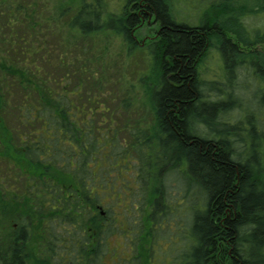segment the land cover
Masks as SVG:
<instances>
[{"label":"trees","instance_id":"1","mask_svg":"<svg viewBox=\"0 0 264 264\" xmlns=\"http://www.w3.org/2000/svg\"><path fill=\"white\" fill-rule=\"evenodd\" d=\"M172 1L123 0L115 12L108 0H0V264H109V238L129 210L115 219L109 153L127 164L131 187L114 175L113 185L143 206L149 247L137 251L131 229L121 231L131 238L130 264H143V255L145 264L157 262L154 225L175 207L174 175L189 212V241L172 264H264V117L247 128L226 118L246 103L235 90L241 67L261 82L264 108V26L246 22L264 16V0H210L198 24L176 21ZM155 22L138 72L151 120L118 123L114 113L123 110L110 107L108 47L98 50L85 38L113 32L131 56L143 43L138 29ZM66 26L72 35L64 39ZM212 48L223 80L200 74ZM90 67H101L98 78ZM207 87L217 99L206 98ZM241 129L247 133L237 139ZM139 178L144 205L131 197ZM90 227L95 245L89 232L81 234Z\"/></svg>","mask_w":264,"mask_h":264},{"label":"rangeland","instance_id":"2","mask_svg":"<svg viewBox=\"0 0 264 264\" xmlns=\"http://www.w3.org/2000/svg\"><path fill=\"white\" fill-rule=\"evenodd\" d=\"M208 1L210 0H173V13L176 21L189 24H198L199 22H202V20L205 19L210 11L209 6H205ZM108 3L110 11L118 12L122 7L123 0H108ZM246 22L252 28H263L264 16L251 15L246 18ZM157 26L158 24L156 22L155 24L144 23L138 29L136 36L140 40H142L143 43L140 48L136 49L131 56H129L128 49L123 43L121 36L113 32H109V34L107 35L94 34V37L92 38L91 36H87L86 38L78 37L79 42L82 41L83 38H85L88 43L95 44V46H97L95 48L98 50H103L104 47H108L106 57L104 56L103 59L106 58L109 61V102L110 100H112V104L110 105V107L123 110V112L118 110L119 113H114V116L117 117L118 123H120L121 118H127L128 120L129 116L131 117L132 121H122L126 125H131L139 119H141L140 121H142V123L144 124L150 122L151 120L150 108L146 103V98L143 97L145 90L139 83L138 72H140V70H142L146 64L145 59L147 51L145 50V47L148 41L154 39V31ZM63 32V34L66 35L65 37H63L64 39L68 37V35H72L70 28H68L67 26L64 28ZM68 48L69 49L66 48L67 52H69L70 50V47ZM100 54H103V52L99 53V55ZM222 65L223 61L220 57L219 52L216 50V48H212L211 50H209L203 63L201 64L200 74L204 79L207 80H223L224 70ZM91 71L93 78H98L101 72V67H98V69L92 67ZM96 72H98L99 74ZM238 76H240V78H238L239 83H236L235 90L236 92L238 89L243 90L242 93L246 96L243 102L246 103L245 106L240 107V109L237 108V110L228 113V116H226V118L232 123H239L240 126L242 125L243 127L247 128V121H249L250 119H253L254 121L252 120V122L256 123L258 119L256 115L259 114L261 117H264V108H262L259 104L261 98L260 92L262 89L260 87L262 85L261 82L258 81L259 79L255 75H253L252 71L248 69L247 66L239 68ZM226 86H228V83L226 84ZM216 93V91L207 87L205 96L206 98L217 99L219 95H217ZM124 97L132 98L130 99L132 105H121L120 100ZM137 117L138 119H136ZM216 128L217 130L223 131L226 126L217 125ZM128 133H130V131L127 128L125 130H120L119 135L127 136ZM239 133L241 135H237V139L245 136L247 132L246 130L241 129L239 130ZM120 138L121 137L117 138L119 142L121 140ZM238 142L241 141L239 140ZM121 146L115 149L117 153L122 150ZM14 169L16 170L17 168L15 167ZM107 170L109 172V183L107 185L109 187V191L113 192V197H116L117 200V205L115 207V219L118 221H123V219L120 218V214L124 210L129 209L127 215L124 216L125 224H123L124 222L122 223V225L121 223L116 224L115 231H118L109 238L111 244H109L110 251L108 262H111L109 264H130L132 262V256L130 252L132 251V247L130 244L131 238L128 239L127 237L129 236L126 237V234H122L121 231H128L126 226L131 229L129 231L130 236H132V240H134L135 242L137 251L139 244H141L139 246L140 250L142 249L143 244H145L147 248L149 247L147 231L141 233L143 229V206L139 205L138 207H136L131 204L128 199L127 188L124 185L122 189H119L118 187L113 185L114 176H116L118 179L123 178L124 183L127 184V186L129 185L131 187L130 181L127 179V175L129 173L127 164H123L122 161L113 157L109 153V165L107 167ZM133 171L134 172H131V176L132 178H135L137 170L134 168ZM172 178L173 179H170V196L174 198L173 202H175V200L177 201L173 210H171L169 207V210L167 209V213L161 216L160 222L162 223H155L154 225V240L157 239L158 242L157 244H153V251L151 253L154 254V259H156L158 263L152 261L153 264H165L164 255L167 254L169 255V257H167L166 260L168 259L169 263L172 264V260H174L175 255L182 252L187 241H189L185 236V234L189 233L186 230L187 226L189 227V222H186V218L189 216V212L186 210L185 199L182 200L179 195L180 184L175 180L176 175H174ZM140 182L141 180L139 178L137 187L130 189L131 197L135 202H140L144 205V199L146 200V195L144 194V190H142L139 185ZM170 202L171 201L169 200L168 203L170 204ZM169 223L172 224L169 225ZM120 226H122L121 229H119ZM170 226L172 228H170ZM172 234L176 235L175 240L177 242L173 247H170V245H166V240H170ZM141 235L143 236L140 238ZM124 237L127 240H125ZM141 241L143 242L141 243ZM127 244L129 245L127 246ZM144 258L145 256L143 255V260L141 259L143 261V264H145Z\"/></svg>","mask_w":264,"mask_h":264},{"label":"flooded vegetation","instance_id":"3","mask_svg":"<svg viewBox=\"0 0 264 264\" xmlns=\"http://www.w3.org/2000/svg\"><path fill=\"white\" fill-rule=\"evenodd\" d=\"M108 189H109V187H108ZM87 232H89V234H90V238H91V244H93V245H95V243H96V240H95V238H93L92 239V236L94 235V233H90L91 232V227L88 229V231L85 229L83 232H81V234H84V235H86L85 233H87ZM63 242H62V244H63V246L65 247V250H67V248H69V244L67 243V241L69 240V239H66V238H63ZM109 242V244H111V241H108ZM73 248V247H72ZM71 249V248H70ZM110 251V249L108 248V252ZM107 252V254L105 255V257H104V260L106 261H109V253ZM111 258V257H110ZM110 263V262H109Z\"/></svg>","mask_w":264,"mask_h":264}]
</instances>
